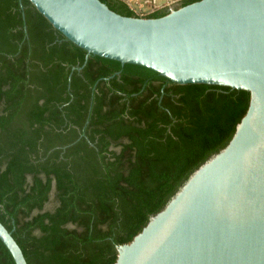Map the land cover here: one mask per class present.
<instances>
[{
  "label": "trees",
  "instance_id": "1",
  "mask_svg": "<svg viewBox=\"0 0 264 264\" xmlns=\"http://www.w3.org/2000/svg\"><path fill=\"white\" fill-rule=\"evenodd\" d=\"M86 57L28 0H0V222L27 264H114L248 108L244 91ZM0 264H15L1 241Z\"/></svg>",
  "mask_w": 264,
  "mask_h": 264
},
{
  "label": "water",
  "instance_id": "2",
  "mask_svg": "<svg viewBox=\"0 0 264 264\" xmlns=\"http://www.w3.org/2000/svg\"><path fill=\"white\" fill-rule=\"evenodd\" d=\"M28 1L86 59L249 95L227 145L116 246L114 264H264V0H200L159 18L125 17L100 0ZM0 241L15 264H27L1 222Z\"/></svg>",
  "mask_w": 264,
  "mask_h": 264
},
{
  "label": "crops",
  "instance_id": "3",
  "mask_svg": "<svg viewBox=\"0 0 264 264\" xmlns=\"http://www.w3.org/2000/svg\"><path fill=\"white\" fill-rule=\"evenodd\" d=\"M130 3L133 7L141 9L146 12L154 10L167 9V4L173 3L174 7H178L184 0H125Z\"/></svg>",
  "mask_w": 264,
  "mask_h": 264
},
{
  "label": "built area",
  "instance_id": "4",
  "mask_svg": "<svg viewBox=\"0 0 264 264\" xmlns=\"http://www.w3.org/2000/svg\"><path fill=\"white\" fill-rule=\"evenodd\" d=\"M171 6H173V3H169V4H167V7H166V8L168 9V8H170Z\"/></svg>",
  "mask_w": 264,
  "mask_h": 264
},
{
  "label": "rangeland",
  "instance_id": "5",
  "mask_svg": "<svg viewBox=\"0 0 264 264\" xmlns=\"http://www.w3.org/2000/svg\"><path fill=\"white\" fill-rule=\"evenodd\" d=\"M139 13H141V14H146L147 12L145 11H139Z\"/></svg>",
  "mask_w": 264,
  "mask_h": 264
}]
</instances>
